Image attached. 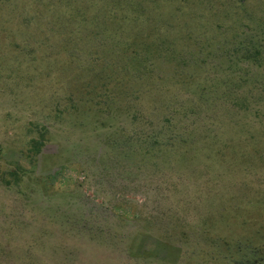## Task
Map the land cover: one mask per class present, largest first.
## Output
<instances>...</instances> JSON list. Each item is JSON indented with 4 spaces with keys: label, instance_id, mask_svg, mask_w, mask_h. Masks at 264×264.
Here are the masks:
<instances>
[{
    "label": "rangeland",
    "instance_id": "rangeland-1",
    "mask_svg": "<svg viewBox=\"0 0 264 264\" xmlns=\"http://www.w3.org/2000/svg\"><path fill=\"white\" fill-rule=\"evenodd\" d=\"M256 3L147 0L145 18L132 17L124 28L113 30L116 43L94 48L85 38L83 48L84 41L76 39L69 50L62 43L67 36L58 29L45 39L37 25L24 33L11 17L0 14V164L5 162L0 166L13 169L19 163L28 172L22 191L0 189V264H241L247 247L264 246V95L258 93L264 90V69L249 66L251 82L238 89L248 112L233 101L218 107L227 115L213 111L219 115L215 128L198 122L199 117L208 119L206 108L191 120L196 137L181 139L190 143L185 151L195 155L198 149L201 155L192 162L164 165L160 171L155 161L129 157L141 168L137 176L128 162L111 165L106 153L112 152L104 145L118 126L140 127L152 114V107L147 111L142 104L151 102L143 98L132 103L140 112L138 119L126 120L125 108L116 101L120 92L110 84H118L122 76L131 83L116 61L121 56L125 62L138 50L130 44L139 32L154 35L153 40L166 32L158 34L167 24H180L171 30L172 39L185 33L193 48L215 51L220 37L211 31L212 23L243 20L247 13L260 12ZM4 28L13 32L3 33ZM185 47L182 42L173 49L180 53ZM105 72L109 76L101 77ZM104 92L113 97L112 111L97 98L107 96ZM147 125L151 132V123ZM46 129L51 144L33 165L27 143L29 148ZM205 133L210 144H198ZM207 148L211 150L200 151ZM102 174L109 176L107 181ZM184 225L189 241L171 232ZM196 231L200 237L192 234Z\"/></svg>",
    "mask_w": 264,
    "mask_h": 264
},
{
    "label": "trees",
    "instance_id": "trees-1",
    "mask_svg": "<svg viewBox=\"0 0 264 264\" xmlns=\"http://www.w3.org/2000/svg\"><path fill=\"white\" fill-rule=\"evenodd\" d=\"M146 1L0 0V14L11 17L12 21L20 26V30H23L24 33H32V29H30L32 24L37 25L39 35L45 39H47L46 36L51 37L58 29L61 36H67V39L62 42L65 49H70L68 47L71 41L73 44H77L76 41H73L76 39L84 41L83 48L88 45H85L88 41L95 48L102 44L119 41L115 38L117 34L114 31L117 28H124L122 24L125 25V21L134 19L132 17L145 18V13L148 10L147 4H145ZM138 3L140 4L138 5ZM256 6L260 12L247 13L246 18L238 22L232 21L230 23L228 21L229 25H226L223 20L228 18H224L215 21L214 24L212 23L211 31L215 30L214 35L220 37L215 51L209 50L212 47H209V49L207 47V50L204 46L193 48L195 44H188V41L192 38L185 33L177 34L172 39V35H175V33H171V30L178 29L180 24L179 26H172V23H169L160 32L157 28L158 34L166 32L158 35L153 40L154 35L153 37L150 36V33L145 30H143L145 34L142 35L141 32L137 34L138 37L141 35L140 38L136 37L137 39H134L130 45L138 50L131 51L125 62H121V56H118L116 61V64L124 66L130 79H132L131 83H128V80L124 81L125 76H122L118 84H113V82H110V84L114 85L112 87L114 91L120 92L116 101L122 104V108H125L123 117L126 120H134L137 113H140L132 103L143 101V98H148L151 102V106L148 107L145 102H142V104L147 111L152 107V111L150 110L152 114L149 113L148 115L151 117L148 116L143 123H138L141 124L140 127L133 125L131 129H125L118 126L114 129L115 132L111 137L105 140L104 145L112 152L110 156L107 154L108 152L106 153L107 160L111 165H116L117 161L128 162L129 165L126 166L133 167L135 174L138 176L141 168L138 165H132L131 161H134L135 158L139 159L140 156L146 161H155L157 164L154 166L159 167L160 171H163L162 166L164 165H167L165 166L167 169L171 166L178 167L179 164L181 165L187 160L192 162L191 159L196 160L201 155L198 149L195 150V155H193V152H191L193 150L185 151V147L187 149L190 144L188 135L192 136L193 139L196 137L195 127L191 120L199 116V111L202 108L207 109L205 116L208 119L198 118V122L204 123V127L207 129V126L209 128L216 127L217 123L213 122L214 120L219 122V115L215 116L216 113L213 111H224L225 115L229 113L223 107L219 109V106H224L233 101H238V107L248 105L244 102L247 101L245 98L240 100L241 96L238 91V89L246 88L247 83L251 82L249 80L251 77L247 74V68L253 64L258 69H264V0H257ZM2 10H4V13L1 12ZM175 11L178 10L175 9ZM174 17H176V13ZM145 20L143 19V24H147ZM28 22L29 24H26ZM8 23L9 20L7 19L5 24ZM0 27L2 29L3 26ZM10 29L4 28L3 33L13 32ZM219 31L224 32L225 36L221 35ZM74 35L77 38L71 40ZM85 38H89L86 43ZM182 42H186L187 47L180 53L174 51ZM46 44L43 43L42 47L45 48ZM130 45L128 46L130 47ZM29 46L31 47V45ZM199 70H204V75H198ZM91 75H93L92 70ZM101 75L104 78L109 76L108 72L101 73ZM224 75H227V77L220 79ZM169 76L174 78V81L167 80ZM171 87H174L175 90L171 91ZM230 89L231 91L235 89V93L228 92ZM96 90L97 88L94 87L92 93ZM259 92L264 95V90L261 89ZM104 95H107V93ZM250 96L254 97L255 95L251 94ZM97 98H103L105 106H109L111 103L113 106L115 105L111 101L113 99L111 95L104 97L100 95ZM235 108L232 107L234 111ZM107 109L112 111L113 107L109 106ZM245 109L248 112V108ZM147 123H151V132L147 130ZM156 123L160 125L156 126ZM48 132L50 130L46 129V132L44 130V133H40L39 140H31L29 148V143H27L26 155L33 165L38 163L43 149L51 144V137ZM126 133L128 134L126 135ZM222 135L219 133L220 138ZM203 137L205 140L196 139V142L198 144L201 142L210 144L207 140L209 138L208 134L205 133ZM181 138H187L189 142ZM208 150L211 149H201L200 151ZM191 156L193 157L191 158ZM129 157L131 161H129ZM2 163L5 164V162ZM12 166H14L13 169L9 167L2 169V166H0V189L20 192L22 191L21 188L24 187V179L28 172L19 163ZM117 167L119 168V165ZM16 170H19V173ZM104 174H107V172H104ZM104 174L101 175L103 182L107 181V177H109ZM181 221V218L176 219V223ZM185 226L183 228L181 226L175 227L171 231L175 232L173 233L174 238L182 239L184 237L187 241L190 240L191 236H186ZM202 227H204V224L197 228ZM191 229H193V226ZM166 231H168V228H166ZM192 234L200 237L199 231ZM206 241L211 243L209 240ZM238 248L241 249L240 246ZM245 252L241 264H264V246L253 248L249 246L245 249Z\"/></svg>",
    "mask_w": 264,
    "mask_h": 264
}]
</instances>
